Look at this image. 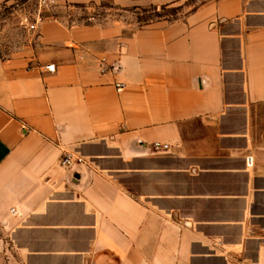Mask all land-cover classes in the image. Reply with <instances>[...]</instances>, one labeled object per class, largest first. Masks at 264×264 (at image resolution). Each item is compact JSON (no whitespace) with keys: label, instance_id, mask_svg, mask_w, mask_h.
Masks as SVG:
<instances>
[{"label":"crops","instance_id":"1","mask_svg":"<svg viewBox=\"0 0 264 264\" xmlns=\"http://www.w3.org/2000/svg\"><path fill=\"white\" fill-rule=\"evenodd\" d=\"M110 1L0 62V264H264V0Z\"/></svg>","mask_w":264,"mask_h":264},{"label":"rangeland","instance_id":"2","mask_svg":"<svg viewBox=\"0 0 264 264\" xmlns=\"http://www.w3.org/2000/svg\"><path fill=\"white\" fill-rule=\"evenodd\" d=\"M101 4L96 7V12L94 9L86 10L82 6L60 5L43 12L31 0H0V62L24 53L31 44L34 45L35 33L39 25L50 18H58L70 25L104 21L106 14L113 6L110 0ZM39 14H41L42 21L37 29L31 30L30 25L34 23ZM122 16H125L124 13ZM179 17L177 7H163L132 10L131 14L127 15V20L138 28L159 21H174Z\"/></svg>","mask_w":264,"mask_h":264},{"label":"built area","instance_id":"3","mask_svg":"<svg viewBox=\"0 0 264 264\" xmlns=\"http://www.w3.org/2000/svg\"><path fill=\"white\" fill-rule=\"evenodd\" d=\"M31 1H33L36 4V6H38L40 11H43V12L46 10H51L57 5L56 0H31ZM41 21H42L41 14H39L37 16L36 20L34 21V23H32L30 25V29L31 30L37 29L38 24ZM46 69L51 71V72H54L55 71V65H48V66H46ZM117 88H118V91L120 92L123 89V85L119 84V85H117ZM153 147L157 152H166L170 148V146L168 144H162L159 142L153 144ZM74 161L81 162L82 160L80 158L75 157L72 154H66L61 161V165L64 167H69L72 165V163ZM248 162H249V165L252 164V158L251 157L248 158Z\"/></svg>","mask_w":264,"mask_h":264}]
</instances>
